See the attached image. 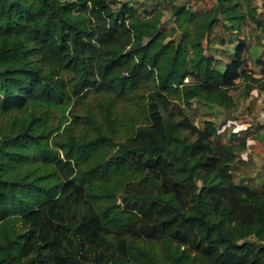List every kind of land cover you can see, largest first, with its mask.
Here are the masks:
<instances>
[{"label":"trees","instance_id":"obj_1","mask_svg":"<svg viewBox=\"0 0 264 264\" xmlns=\"http://www.w3.org/2000/svg\"><path fill=\"white\" fill-rule=\"evenodd\" d=\"M190 1L0 0V264H264L246 134L217 124L237 79L264 90L237 37L264 0Z\"/></svg>","mask_w":264,"mask_h":264},{"label":"crops","instance_id":"obj_2","mask_svg":"<svg viewBox=\"0 0 264 264\" xmlns=\"http://www.w3.org/2000/svg\"><path fill=\"white\" fill-rule=\"evenodd\" d=\"M255 3L258 5L260 4L259 0H256ZM260 7L262 8L264 6H259L258 8L259 17L264 19L261 14ZM232 37L233 34L232 35L229 34L228 32H226V30L222 28V26L219 25H217L214 28L213 32L211 33V39L217 49L221 48V45L219 44V39L223 38V40L226 41L227 43V49L231 50L232 44L229 41L230 39H232ZM237 37L244 38L246 42V49L244 51V56H243L244 57L243 68L246 70L247 73L252 72L253 76L256 77L262 76L264 74L262 72V66L257 63V60L258 59L264 60V33H261L258 30H256L255 25L252 24L245 27V29H243L240 35H238ZM215 56L225 61L227 60L224 54L220 55L219 53H216ZM241 83H242V87H241L242 89H238L235 91L237 92L238 98L245 97L244 84L242 79H241ZM259 92H261L262 93L261 95L264 96V90H258L254 88L249 92V95L245 97L246 99L249 100V103H247L246 106H250L253 104V100L257 98ZM260 99L262 100L263 102L262 104L264 106V100L262 98ZM234 104H235V108L232 114L227 112L224 113V116H221L222 113L221 115H219L221 116L220 121L222 122L223 128H228L231 131H238V132L244 130V133L246 134L245 138L247 142V147L240 153L237 162L232 167V171L234 172L236 180L239 181L240 183L264 188V173L259 172L260 167H258L257 169L253 168L252 170L248 169L250 167L249 156H252L253 158H261L263 156L262 153L260 152V147H259V144H261V139L257 131L260 128L261 129L264 128V119L260 117L261 119L259 118L253 124L250 123L252 120L250 121L248 120L247 123L246 122L247 120L245 121V119H242L243 108L240 107V105H238V103H236L235 100H234ZM261 115H264V113H261Z\"/></svg>","mask_w":264,"mask_h":264},{"label":"rangeland","instance_id":"obj_3","mask_svg":"<svg viewBox=\"0 0 264 264\" xmlns=\"http://www.w3.org/2000/svg\"><path fill=\"white\" fill-rule=\"evenodd\" d=\"M214 0H191L190 1V6L197 11L203 10L208 8L209 6H211L213 4ZM261 8V7H260ZM262 17L264 18V7H262L260 9ZM262 19V18H261ZM170 26V10L168 8H165L163 10V18H162V27L163 28H168ZM248 66V65H247ZM237 84L238 86L236 87V89L230 91L232 96L234 97V100L236 103H238V105H240V107L243 108V117L242 119H245V121L248 123V120H252L250 123H254L256 120H258L260 117L262 118L263 115H261V113H264V106H263V102L260 98H262L264 100V96H262L261 92H259V95L257 96V98H255L253 100V104L250 106H246L247 103H249V100L244 98H238L237 92H235L238 89H242V83H241V79H237ZM195 107L198 109L199 114L203 115L205 113L208 112L207 108L205 107H199V105H195ZM218 114H220L221 112L217 111ZM221 116H224V114H222ZM220 116V117H221ZM203 117H212L211 114H206ZM213 118V117H212ZM260 118V119H261ZM221 119V118H220ZM220 119L217 121V124H221L222 122L220 121ZM264 119V118H263ZM257 133H259L260 139H261V144H259L260 147V152L262 153V157L261 158H253L252 156H249V168L248 169H257L258 167H260V173H264V128L263 129H259L257 131ZM259 161V162H258Z\"/></svg>","mask_w":264,"mask_h":264},{"label":"built area","instance_id":"obj_4","mask_svg":"<svg viewBox=\"0 0 264 264\" xmlns=\"http://www.w3.org/2000/svg\"><path fill=\"white\" fill-rule=\"evenodd\" d=\"M262 118H264V115L262 116Z\"/></svg>","mask_w":264,"mask_h":264}]
</instances>
